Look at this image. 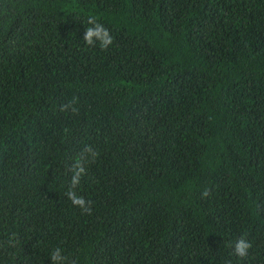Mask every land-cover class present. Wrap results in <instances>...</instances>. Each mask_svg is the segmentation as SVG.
I'll return each instance as SVG.
<instances>
[{"label":"trees","instance_id":"trees-1","mask_svg":"<svg viewBox=\"0 0 264 264\" xmlns=\"http://www.w3.org/2000/svg\"><path fill=\"white\" fill-rule=\"evenodd\" d=\"M81 157L90 213L66 195ZM56 248L264 264V0H0V264Z\"/></svg>","mask_w":264,"mask_h":264},{"label":"clouds","instance_id":"clouds-1","mask_svg":"<svg viewBox=\"0 0 264 264\" xmlns=\"http://www.w3.org/2000/svg\"><path fill=\"white\" fill-rule=\"evenodd\" d=\"M85 22L90 25L89 27L85 28V44L94 47L97 42H99L100 48L107 50L108 47L113 43V37L111 36L110 31L93 16L87 17ZM74 103V101H69L67 104L62 106V110H67L70 106H73ZM72 111L77 112L78 109L72 107ZM84 151L90 152L93 157L97 155V153H95L91 148H87ZM72 172L73 176L66 195L74 206L79 207L84 213H90L92 210V202L87 200L84 196L78 195L76 192L82 177L87 174L83 157L76 160L75 164L72 166ZM202 195L204 197L210 195L209 190H204ZM251 248L252 242L244 237H241L235 242L234 252L238 257L246 258L248 256L249 249ZM50 260L52 264H71L69 258L64 255L61 248H56L54 251H52Z\"/></svg>","mask_w":264,"mask_h":264}]
</instances>
